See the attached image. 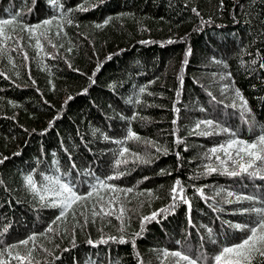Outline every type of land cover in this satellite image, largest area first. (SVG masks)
<instances>
[{"label": "trees", "instance_id": "obj_1", "mask_svg": "<svg viewBox=\"0 0 264 264\" xmlns=\"http://www.w3.org/2000/svg\"><path fill=\"white\" fill-rule=\"evenodd\" d=\"M17 13L27 25L57 19L34 35L9 26L12 38H0V248L36 234L13 250L31 251L33 264H175L164 250L212 257L223 244L240 242L245 233L229 224L252 223L258 217L239 210L264 204L225 203L235 201L227 192L264 198V178L222 169L205 174V165L219 166L209 150L229 137L194 129L213 119L245 140L264 130V0H60L56 7L49 0H0V18ZM236 89L248 101L243 117L231 107L239 104ZM129 129L138 140L126 139ZM123 147L128 163L117 169ZM117 172L124 175L108 183L132 192L99 189L54 224L60 209L42 206L25 181L31 175L39 187L44 176L59 177L86 195L95 177ZM177 179L191 211L177 201L141 232L143 217L173 205ZM101 204L113 214L104 215ZM121 235L126 243H95Z\"/></svg>", "mask_w": 264, "mask_h": 264}, {"label": "snow or ice", "instance_id": "obj_2", "mask_svg": "<svg viewBox=\"0 0 264 264\" xmlns=\"http://www.w3.org/2000/svg\"><path fill=\"white\" fill-rule=\"evenodd\" d=\"M49 2L53 5V7L60 6V0H49ZM222 3V0H221ZM81 11H86V8H81ZM193 11H196L193 9ZM198 14V13H197ZM61 19L65 20L68 24L72 23L71 18L67 17L65 14L61 13ZM57 17L53 16L51 19H44L41 23L35 25H27L23 23L22 16L17 13L11 15L9 18H0V38L11 39L12 37L7 35V29L9 26H12V30L15 31V26L19 24L22 27V30L27 31L30 35L36 34L37 30L41 27L50 26ZM109 21L106 19L104 24H107ZM97 27H101V25H97ZM41 36H45V33H40ZM19 41L17 40V43ZM144 43H148L145 41ZM167 43H172L169 40ZM38 49L43 50L41 40L39 38L36 39V45ZM56 45H53L55 47ZM191 54V49L186 53L185 63H187V56ZM25 59H27V55L25 54ZM220 63V61H217ZM255 63V61L253 62ZM260 67L264 68V60L260 63ZM99 71V66L97 68ZM2 75V73H0ZM224 77H221L223 79ZM182 82V78H181ZM87 90L85 89V92ZM141 92H144L145 89L141 88ZM179 95V93H178ZM235 98L239 101V104L232 103L231 107L239 108L242 117L250 112L248 107V101L241 94L239 89L235 90ZM71 99V97H69ZM213 99H215L213 97ZM139 102V101H137ZM178 111V109H176ZM176 121L174 120L173 123ZM246 123H249L250 130H253L256 125L254 122L249 120H245ZM51 126V125H50ZM203 126V128H202ZM211 129V131H209ZM194 132L200 135H213V134H226L229 138L222 144L213 147L209 150L211 153L208 156V159H211L212 156H215V159L219 161V166L213 167L211 165H205L206 173L211 174L213 172L221 171V174L228 176H240L242 174H247L249 176H261L264 178V130L260 132V134L256 135L254 139L245 140L239 138V135L234 130L226 127L220 126L217 121L213 119H206L198 121ZM107 139V137H105ZM126 139H134L138 140L139 137L129 129L127 133ZM116 143H122V141H115ZM151 144L152 142H148ZM177 143H180L178 140ZM129 151L128 148L123 147L120 149L118 155L121 159H117L115 161V166L117 169L119 166L124 163H128L126 159H123L125 153ZM157 151H161V149H157ZM164 151H167L164 149ZM219 153H223V158L219 155ZM19 153H16L18 155ZM135 155V159L141 163H148V160L140 157L137 154ZM5 160L7 157L4 158ZM3 160H0V163H3ZM231 165V167L229 166ZM75 168V164L72 165ZM92 175V174H90ZM123 172H117L114 176H107L105 178L95 177V183H91L89 185L90 191L87 192L86 195L79 194L77 191V185L72 183L71 181L62 182L59 177H50L44 176L43 179L46 183L41 184L39 187L37 186L36 181L33 179L31 175H28L25 178L26 184L30 187V190L35 196L39 197V200L44 207H53L59 208V215L53 221V224L66 216V214L73 208V206L85 200L94 193H98L99 189H108L112 193H123L127 194L133 191L132 188L120 189L113 184H109L108 181L119 179ZM195 192L198 193L202 198L208 199L204 195L203 188H196ZM185 189L181 186V182L179 179L175 181L171 189L173 205H170L168 208L160 209L159 212H153L150 216H145L142 218L141 223V232L144 228V223L155 220L160 213H168L175 206L176 202L179 201L188 206L189 212L191 211V202L184 194ZM219 195V193H217ZM227 197H235V201L233 200H225V203H240L242 201H256L259 200L261 204H264V198L256 197L255 195H243L236 194L232 191L227 192ZM101 199H103L101 197ZM50 201V202H49ZM115 199H110L108 204L111 206L115 203ZM100 211L104 213V215H112L113 211L105 212L103 204L100 205ZM240 214H255L258 219L248 224H229L234 231H239L245 233V236L240 240V242L231 243V244H223L220 250L215 253L212 257H208L205 253L200 252L194 254L191 250H174V251H163L164 257H172L174 258L175 264H253L254 261L257 264H264V207H254V208H242L239 210ZM93 216L98 215L93 210ZM124 215V209L121 207L120 215L117 216V219H122ZM189 224H191V219L189 218ZM7 231V229H5ZM47 231H52V227L49 226ZM123 232V228L120 229ZM209 237L212 240V243H217V239L212 234V230L209 229ZM141 233H136L134 236H139ZM43 235V233H41ZM36 240V234L29 236L24 240L18 241L16 244L6 245L0 248V264H10V260L19 261L20 264H33V258L31 255V251L27 255H21L19 252H14L13 250L18 248L20 245H28L30 241ZM109 240H112L117 243H126L127 241L121 235L119 238L117 237H109L108 239H101L98 242L99 244H107ZM89 244L94 245L92 240L88 241ZM133 247H135V241H132ZM179 244L180 242L177 241ZM95 246V245H94ZM7 257V258H6Z\"/></svg>", "mask_w": 264, "mask_h": 264}]
</instances>
